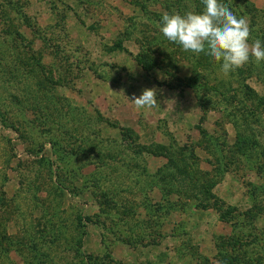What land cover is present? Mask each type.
Here are the masks:
<instances>
[{
	"label": "rangeland",
	"instance_id": "rangeland-1",
	"mask_svg": "<svg viewBox=\"0 0 264 264\" xmlns=\"http://www.w3.org/2000/svg\"><path fill=\"white\" fill-rule=\"evenodd\" d=\"M220 2L264 44V0ZM203 8L0 0V264H264V61L225 76L160 31ZM149 88L159 107L137 110ZM157 144L238 216L195 206Z\"/></svg>",
	"mask_w": 264,
	"mask_h": 264
},
{
	"label": "clouds",
	"instance_id": "clouds-1",
	"mask_svg": "<svg viewBox=\"0 0 264 264\" xmlns=\"http://www.w3.org/2000/svg\"><path fill=\"white\" fill-rule=\"evenodd\" d=\"M203 11H189L162 15L160 31L169 42L179 45L183 51L196 56L201 53L211 56L221 64L225 76L243 68L250 58L264 61V44L255 39L249 43L251 29L245 17H237L220 0H201ZM155 88L144 89L131 102L137 110L159 107Z\"/></svg>",
	"mask_w": 264,
	"mask_h": 264
},
{
	"label": "trees",
	"instance_id": "trees-1",
	"mask_svg": "<svg viewBox=\"0 0 264 264\" xmlns=\"http://www.w3.org/2000/svg\"><path fill=\"white\" fill-rule=\"evenodd\" d=\"M194 82H195V80H193V83ZM253 97H254L253 95L248 96V98H253ZM257 98H259V97H256V99ZM258 102L261 103L262 101L260 99H258ZM250 115L254 116V114L252 112H250ZM125 132L127 133V131L124 130V132L122 133L123 134L122 136H127L125 134ZM239 132L237 133V137L239 138V144L240 145L244 146L245 148H249V149L253 145H255V143H256L255 139H250L249 137H245L248 134H246V133L243 134L242 132L241 133L243 134V136L240 137ZM199 133L202 137L205 135V132L203 130H200ZM128 137L130 138V136H128ZM52 143L54 145V144H56V141H53ZM240 151L242 153L244 151V149H241V147H240ZM149 153L153 154V155H162V156L166 157L169 164H172V167L177 168L176 170L180 169L178 172L183 173L186 176V179L188 178L187 179V181L189 182V183H187L188 187H189V189L191 188V190L194 192L193 193L194 198H196V200H197L195 202V206H197L201 209L213 208V209L217 210L219 218H221L223 221H226V222L231 221L230 218L233 217L234 214L236 216H238V213H236L234 208H232L230 211L228 210V208H222L220 201L217 198H215L214 195L210 192V185H208V184L205 185V184H203V182L201 183L200 180H196L197 177L192 176L190 174V171L188 168H186L184 165H182V166L179 165L180 162L178 163L176 160H174V157L172 158L171 155H167V150L162 145H159V144L154 145V151H149ZM263 160H264V156H263ZM259 165H261V164H259ZM257 168L263 169L264 165L257 167ZM258 171L259 170L257 169V172ZM171 176H174L173 172H172ZM247 211H249V212H247ZM250 212H251L250 210H245V212L242 213L244 218L247 217L245 219L247 220L248 223L252 222L255 218L254 212L253 213H250ZM255 238H256V235H252L250 237V239L246 240L244 243L250 244L252 241H255ZM230 240L233 241V238L229 239V241L227 243L229 246L232 245V242H230ZM218 255H219L218 260L221 262V264H237V263L241 262V260L239 258L242 259L241 255L239 257V255H236V254L233 255L231 252H229V254H225V253L223 254L222 252L219 251ZM242 260H245V259H242Z\"/></svg>",
	"mask_w": 264,
	"mask_h": 264
}]
</instances>
